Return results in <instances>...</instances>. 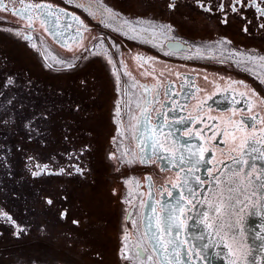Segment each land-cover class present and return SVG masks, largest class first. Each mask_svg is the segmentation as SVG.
Returning <instances> with one entry per match:
<instances>
[{"label":"flooded vegetation","instance_id":"obj_1","mask_svg":"<svg viewBox=\"0 0 264 264\" xmlns=\"http://www.w3.org/2000/svg\"><path fill=\"white\" fill-rule=\"evenodd\" d=\"M90 1L119 12L116 20L120 28H107L96 22L73 0H24L23 3L16 0L15 5L12 0H0V4L7 8V11L0 10V93H3L0 95V115L11 117L15 122L7 128L0 127V264H98L97 253L102 258L99 264H138L134 259L137 254H130L132 242V246L137 242L136 252L138 249L146 250L137 258L146 260L151 255L152 260L160 264L142 226L144 203L151 198L156 201L170 198L167 193L161 196V184L183 180L187 168L184 171L179 168L161 171V167L166 166L162 160L135 165L108 161L106 156L109 152H115L119 157L118 149L122 148L123 153L117 133V122L121 116L128 128L127 147L137 154V159L141 154L137 137L143 132L146 108L152 126L160 122L171 123L178 117L201 118L199 122L194 119L191 126L193 133L203 129L200 133L203 140L194 135L189 141L182 133L175 134L178 143H190L194 149L199 144L210 147L205 160L212 163H201L198 170L188 176V187H195L200 198V203L191 212L193 216L200 213L202 187L220 170V162L225 163L237 155L229 153L222 134L225 129L230 131L234 127L228 124L229 118L237 123L243 118L249 131L254 126L258 130L257 139L264 145V136L259 132L264 128L260 123L264 118V106L259 103L264 99V84L261 83L264 79L254 67L259 65L264 71V61L259 59L264 56V30L256 27L258 13L254 8L244 10V15L252 20L249 33H245L241 31L245 21L234 13H229L230 23L224 25L220 23L221 13L204 12L194 0H183L185 6L181 12L184 15H172L162 5L154 9L135 7L129 0ZM37 3L51 5L59 15L60 26L53 25L54 17L44 18L48 22L43 23L36 10L31 11V28H26L28 22L24 17L13 15V7L20 10ZM211 3L215 4L216 0H211ZM80 21H83V26ZM68 24L71 27H67ZM161 25H171L172 30L161 29ZM151 28L157 31L155 35H149ZM17 30L22 35H15ZM24 34L29 39H24ZM144 35L154 39L165 38V41L157 46L147 42ZM224 40L231 43H221ZM33 43L38 47L32 48ZM99 46L102 51H98ZM191 49L205 54L204 58L174 57L177 51ZM9 75L15 83L4 87L5 78ZM111 90L115 91L116 97L107 104V99L112 97ZM252 91H255V97L251 95ZM209 96L212 99H208ZM253 103L256 106L249 110ZM77 105L79 112L74 110ZM107 105L113 106L108 124ZM233 108L243 111L233 112L230 110ZM45 109L51 112L50 123H39L48 135L39 145L29 143L24 139V124ZM117 110L121 116L114 119ZM253 115L257 120L251 118ZM68 125H71V130L69 139L65 140L63 133ZM172 127L183 129L185 125L173 123ZM213 133L217 134L215 138H212ZM236 135L239 137L241 133ZM165 144L166 147L171 144V138ZM86 145L88 150L81 156ZM77 162L91 169L86 180L76 176L34 177L30 172L34 164L58 170ZM197 175L207 183L198 184L195 180ZM147 176L153 178L154 187H149ZM131 184L139 196L137 194L134 198L136 201L133 199L137 210L131 204L126 213V217L129 215L127 222L123 221L124 209L128 206L124 205V195L130 193L127 188ZM169 191L174 194V189L169 187ZM61 193L67 194L66 201L58 198ZM46 197L56 198L54 205H47ZM218 201L219 197H216L214 203ZM156 208L159 210V204ZM63 209L69 212L65 218L59 215ZM85 209H89V214ZM185 211H188L187 206ZM106 213L114 219L109 221L110 216L108 218ZM112 213L116 215L112 216ZM4 214L11 216L15 223L9 222ZM133 215L137 218H131ZM98 217L101 220H97ZM73 219H79L80 224H72ZM17 225L25 229L24 234L14 235ZM93 235L96 239L91 238ZM185 238L192 243L189 234L181 232L179 239ZM181 257L195 264L204 263L195 251L189 258L186 246L181 248Z\"/></svg>","mask_w":264,"mask_h":264},{"label":"snow or ice","instance_id":"obj_2","mask_svg":"<svg viewBox=\"0 0 264 264\" xmlns=\"http://www.w3.org/2000/svg\"><path fill=\"white\" fill-rule=\"evenodd\" d=\"M13 5H15L16 0H12ZM21 3L24 0H20ZM129 3L132 6L145 8V9H154L158 6H163L168 13L172 15L180 14L184 15L181 12L182 7H184L183 0H129ZM195 5L204 12L212 13L218 12L222 14V18L220 19V23L227 25L230 23L229 13H234L241 20L245 21L241 31L245 33H249V26L252 24V20H249L244 15V10L249 8H254L258 16L256 19L258 23L256 27L260 30H264V0H216V3H211V0H194ZM0 10L7 11V8L0 4ZM36 10L39 13L40 18L43 23H47L48 21L44 18L46 17H54L52 21L54 26H60V18L59 15L55 11L52 10L51 5H41L39 3L34 5H27L25 8L16 10L13 7V15L22 16L27 20L26 28H31L33 26V17L31 15V11ZM63 12V9H60ZM105 11L109 14L110 17L115 18L119 16V12H114L113 8H106ZM78 20V18H76ZM81 26H83V21L79 22ZM128 23V21H125ZM67 27H71V24H68ZM161 29H166L168 31L172 30L171 25H161ZM135 31V29H132ZM9 32H12V29H8ZM79 31V28L77 29ZM15 35L20 36L22 33L17 30ZM24 39H29V37L24 34ZM221 43L230 44V40L221 41ZM32 48H37L38 45L33 43L31 45ZM249 59H256V57H250ZM259 59L264 61V56H260ZM108 63L111 64L112 60L109 59ZM51 67V65H49ZM72 67V65H69ZM207 80V77H205ZM30 82V81H29ZM15 81L12 76H7L4 81V87H9L14 84ZM235 83V82H234ZM238 83L243 84V81H239ZM264 84V80L261 81ZM247 88V85H245ZM3 93H0L2 95ZM216 93H213L215 95ZM241 96L244 93H240ZM252 96H256L255 91L251 92ZM208 99H212V96H209ZM9 104L12 103L11 100L8 101ZM235 103H239V101H235ZM260 105L264 106V99L259 100ZM256 104L253 103L250 105V109L255 107ZM203 107V105H201ZM76 112L80 111L79 106L77 105L74 109ZM171 110V109H170ZM226 109L225 111H228ZM231 111H243L242 109H230ZM264 110V109H262ZM209 111H211V106H209ZM51 116V112L47 109L43 110L40 115L33 116L32 119H29L25 124V136L24 139L29 143H36L39 145L44 141L46 136L48 135L47 131L40 126L39 121L49 122V117ZM144 117V128L141 135L137 137V143L140 145V157L137 159V154L135 152H123L118 157L115 152H109L106 156L108 161H115L122 165H135L137 163L147 164L150 160L155 163L156 160H162L165 162L166 166L161 167V171H167L175 168H179L180 171H184L185 167L187 168V174L183 180H179L177 182L166 181L161 184L159 192L161 196L167 193L168 197H173V192L169 191V187L171 189H179L180 193L175 197L174 203L169 202L167 204L162 203L161 201H156V204H159V210L155 206L152 208V215L149 219V231H152L150 240H155L156 246L159 247L161 255L164 257L165 264H172V260L169 259V256H174L176 264H180L181 260V248L182 246H186V251L191 258L192 253L195 251V255L200 258H204L202 256L201 251L197 250L198 246L195 243H190L189 239L185 238L183 240L179 239L181 232L190 233V229L194 228L196 224H200L203 226L205 231L209 232L211 235L212 231H215L217 235H220L221 231H223L225 225L221 220V207L223 204L228 203V206L233 209L232 214L237 216V220L235 224L228 223L227 227L229 229L235 228L236 231L232 234V240L238 245V247H242L244 244L243 233L244 229L242 227L243 217L240 216V213L235 211V206L231 203L232 200H236V203H242L240 200L235 197L229 195L227 201L223 198V192L220 193V198L218 203L213 206L207 200L204 202L208 204V210L200 212L198 215L193 216L191 212L195 209L200 203V198L197 195V189L195 187H188L190 181L188 176L193 173L194 170H198V166L201 163L211 164V160H205V153L210 151V147L206 146V144H199L195 149L191 146L190 143H178L175 139V134L182 133L187 136L189 141L193 138V136L200 137L201 140L204 139L203 136L200 135L203 129H197L195 133L192 130V122L195 119V122H199L201 118L198 116L196 118L188 117L187 119L183 117L173 118L171 123L168 122H160L152 126L150 113L147 108L143 112ZM254 121L257 120V116L253 115L251 117ZM168 118L165 117V121ZM14 121L11 117L4 118L0 115V127L7 128L9 126L14 125ZM184 124L185 127L181 128H173L172 124ZM260 123L264 124V118L260 119ZM229 125H234L229 131L225 129L223 131V136L225 137L224 143L229 146V153H236V156H233L232 163L237 165V167H229L228 173H230V180L225 184L227 191L232 193L234 191L239 190L241 187L247 188L248 186L253 187V196L257 195V191L259 189H264V166L261 167L260 171L257 172V164L255 163L257 160L264 158V145H261V141L257 139L256 133L257 129L253 126L251 131L248 130L249 126L244 122L243 118L237 123L231 118L228 120ZM167 129V131H165ZM71 130V125H68L67 128L64 129L63 139H69V131ZM240 132L241 135L237 137L236 133ZM259 132L262 136H264V128L259 129ZM216 133H213V137L215 138ZM163 137V140H161ZM171 138V144H168L166 147L165 142H167ZM22 150V149H21ZM88 150V146L86 145L82 150L80 155L82 156L85 151ZM163 150V151H162ZM187 153V155H185ZM155 158V159H154ZM29 159H35L34 157H30ZM79 160V157H76ZM222 165L223 161L220 162ZM119 170V169H117ZM220 171V170H218ZM31 175L34 177H39L42 175L48 176H66V177H83L85 180L88 176L91 175V169H88L86 165L81 164L79 162L72 164L70 167L65 168L61 167L58 170L49 169L48 165L41 166L40 164H34L32 169H30ZM209 175L212 176V169H208ZM243 173V175H241ZM255 173V175H254ZM221 175L224 173L221 171ZM177 177L179 178V172H177ZM215 179L219 180V176H215ZM149 182V187L152 188L154 185L152 184V177L147 176L145 178ZM195 180L198 184L203 185L207 183V181L203 180L200 176H195ZM187 187V191L185 192V188ZM61 200H67L68 196L66 193H61L58 197ZM55 199L53 197H46L45 202L47 205H54ZM260 199L264 200V193L260 194ZM186 206L188 211L186 212ZM243 211V209H241ZM214 213V215H209V213ZM163 213L164 215H161ZM252 213H249L251 215ZM9 222L15 223L12 220L11 216H7L4 214ZM61 218H65L69 215L67 209H63L59 213ZM189 221H194V223L190 224ZM72 224L79 225V219H73ZM135 224V221H133ZM264 227V226H262ZM154 229V230H153ZM211 230V231H210ZM25 233V229L16 226L14 235L20 236ZM174 233V235H173ZM145 236H148V232H145ZM237 236H240L241 239L237 240ZM166 237H170L166 239ZM204 232H201L199 235H192V240H205ZM258 239L264 240V234H259L257 236ZM230 255H236V251L233 250L231 245H225ZM203 248L209 247V245L205 244L202 246ZM262 250H264V244L261 245ZM156 250V247H153V251ZM143 251L138 249L137 256L140 257ZM252 253L251 246L248 247V251L246 255L250 256ZM219 255V254H217ZM97 262L102 259L100 254L97 253ZM125 258L127 256L125 255ZM148 261L152 260V256L148 255L146 257ZM231 264H237V261L234 259Z\"/></svg>","mask_w":264,"mask_h":264},{"label":"water","instance_id":"obj_3","mask_svg":"<svg viewBox=\"0 0 264 264\" xmlns=\"http://www.w3.org/2000/svg\"><path fill=\"white\" fill-rule=\"evenodd\" d=\"M54 34H56L55 30H52ZM257 164V172L260 171L261 167L264 166V158L257 160L255 162ZM229 167H237V165L232 163V159L225 162L220 171H218L215 176H219V180L214 177L210 179V182L207 185L202 187V196L203 201L200 205L202 208L200 212L208 210V204L204 201L207 200L213 206L217 203H214V199L216 197L220 198L221 191L223 192V198L227 201L229 195L235 197L240 200L242 203L237 204L236 200H232L231 203L235 206V211L240 213V216L243 217L242 227L244 229L243 240L244 244L242 247H238V245L232 240V234L236 231L235 228L229 229L227 227L228 223L235 224L237 220V216L233 215V209L228 206V203L223 204L221 207V220L224 222V229L221 231L220 235H217L215 231L211 232L209 235L208 231H205L203 226L200 224H196L194 228L190 229L191 242L195 243L204 257L202 260L205 264H231V262L235 259L237 264H264V250H262L261 245L264 244V240H260L257 238L259 234H264V200L260 199V194L264 193V189H259L257 191V195L253 196V187L248 186L247 188L241 187L239 190L229 193L225 184L230 180V173H228ZM224 174L221 175L220 172ZM243 175V173H241ZM255 175V173H254ZM178 190L174 189L173 197L164 198L162 203H169L175 200V197L178 196ZM156 200L151 198L147 202L144 203V211L142 216V226L145 229V232H148V241L150 246L156 247V254L159 258L160 264H165L164 257L161 255L160 249L156 246L155 240H150L149 237L152 235V231H149V217L152 213H149L153 206L157 207ZM243 209V211H241ZM249 213H252L249 215ZM209 215H214V213H209ZM194 223L191 221L190 224ZM154 230V229H153ZM211 231V230H210ZM201 232H204L205 240H192V235H199ZM174 235V233H173ZM170 238V237H166ZM241 237L237 236V240H240ZM209 245L207 248H203V245ZM225 245H231L233 250L236 251L235 257L230 255L228 248ZM251 246L252 253L250 256L246 255L248 251V247ZM183 248L185 246H182ZM219 254V255H217ZM169 259L172 260V264H176L175 257L169 256ZM203 263V264H204ZM180 264H195L191 262L189 259L182 258L180 260Z\"/></svg>","mask_w":264,"mask_h":264},{"label":"bare ground","instance_id":"obj_4","mask_svg":"<svg viewBox=\"0 0 264 264\" xmlns=\"http://www.w3.org/2000/svg\"><path fill=\"white\" fill-rule=\"evenodd\" d=\"M73 1H75L79 6H80V8L81 9H83L85 12H87V14H89L96 22H99V23H103L107 28H111V27H115V28H117V27H119L120 28V26H119V24H118V22H117V20H116V17L115 18H112V17H110L109 16V14L105 11V9L106 8H108L107 6H105V5H102V4H100L99 2H94V3H92L90 0H88V2L87 3H85L83 0H73ZM87 1V0H86ZM83 12V11H82ZM100 25V24H99ZM129 28V27H128ZM118 29V28H117ZM124 30V29H123ZM154 29H152L151 28V33H149V35H155V33L157 32V31H153ZM145 36V35H144ZM149 37H152V36H145V38L147 39V42L149 41V42H151V43H154V44H156L157 46H161L162 44H163V40L165 39H158V38H149ZM165 41V40H164ZM98 49V51H102V48H101V46H99V48H97ZM175 56L174 57H179V58H186V59H191L192 57H197V56H200L199 57V59L202 57V58H204V55L205 54H200V53H198V52H196V51H194V49H191V50H186V51H177V52H175V54H174ZM52 57V56H51ZM112 58V57H111ZM254 67L256 68V69H258L257 71H259V73L258 74H260L261 75V78L262 79H264V71H262L261 69H260V67L261 66H259V65H254ZM262 67H264V66H262ZM250 70V72H251V69H249ZM100 73V75H102V72L100 71L99 72ZM256 73V72H255ZM256 73V74H257ZM85 74V73H84ZM257 74V75H258ZM116 75H118V73H116ZM260 78V77H259ZM89 79V78H88ZM86 81H88V80H86ZM103 83V82H102ZM98 85H99V83H98ZM98 87V86H97ZM129 96L130 95H128V102H129ZM120 97H121V99H122V93L120 94ZM96 98H98V97H96ZM118 98H119V96H118ZM95 101V100H94ZM97 101V100H96ZM101 101V100H100ZM102 101H103V99H102ZM104 102H105V100H104ZM125 106H126V102H125ZM104 109H105V105H104V107H103ZM103 108H101V109H103ZM97 109V108H96ZM100 110V109H99ZM104 111H106V109L104 110ZM103 111V112H104ZM118 111V113H119V115L121 116V113L119 112V110H117ZM101 112V111H100ZM96 113H97V111H96ZM105 113V112H104ZM103 113V114H104ZM97 114H99V113H97ZM102 114V115H103ZM96 116H98V115H96ZM100 116V115H99ZM104 116H105V114H104ZM120 116H118V117H120ZM124 117H126L125 115H124ZM101 118H103V117H101ZM122 116L118 119V122H117V126H118V132H121L122 133V130L124 131V130H126V128H127V125H126V121H125V119H123L122 120ZM95 119V118H94ZM121 123V124H120ZM88 125V124H87ZM88 128H90V127H88ZM128 129V128H127ZM91 130V129H90ZM93 131L95 130V129H92ZM97 131V130H96ZM95 132V131H94ZM99 132V131H98ZM100 135V134H99ZM127 139V138H126ZM119 143V142H118ZM118 145V144H117ZM116 146V145H115ZM126 146H127V144H126ZM123 147V146H122ZM122 149V148H121ZM120 148L118 149V151H119V153H120V155H121V153H122V150H121ZM127 151H129V149L127 148ZM123 152H125L124 150H123ZM130 152H131V149H130ZM101 180V179H100ZM102 181V180H101ZM103 182V181H102ZM105 182H107V181H105ZM105 182H103V183H105ZM100 184V183H99ZM132 187V184L131 185H129V187ZM128 187V186H127ZM128 187V188H129ZM134 187V186H133ZM130 188V190H128V188H127V191H130V193L129 194H127L126 193V195H124V201H125V203H124V205H128L125 209H124V214H123V221L125 220V221H127L128 222V218H129V215H127V217H126V213L128 212V210H129V208H130V205L131 204H133V199L134 198H136L137 197V194L138 193H136V191H135V187L134 188ZM92 190H95V189H93L92 188ZM98 190H99V188H98ZM101 190V189H100ZM95 191H97V190H95ZM138 196H139V194H138ZM135 200V199H134ZM136 201V200H135ZM135 205H136V203H134L133 204V206H132V208L133 207H135ZM132 208H131V210H130V212L132 211ZM82 209V208H81ZM80 209V210H81ZM84 210V209H83ZM87 209H85V211H86ZM134 210H136V207L134 208ZM88 211V214H89V209L87 210ZM115 211V210H114ZM84 212V211H83ZM116 212H117V210H116ZM130 212L128 213V214H130ZM132 213V212H131ZM102 214V213H101ZM107 215V217H108V215L110 216V220L109 221H111V220H113L114 218L113 217H111V215L110 214H108V213H106ZM81 215V214H80ZM83 215V214H82ZM98 215H100V214H98ZM97 215V216H98ZM113 215H116V214H113L112 213V216ZM102 216V215H101ZM105 216V217H106ZM106 217V218H107ZM101 218H104V216L103 217H101ZM109 218V217H108ZM107 218V219H108ZM126 218H127V220H126ZM131 218H137V215H133V216H131ZM107 219H106V221H107ZM90 220V219H89ZM97 220H101V219H99V217H98V219ZM97 220H95L96 222H97ZM132 221H134V220H132ZM91 222V221H90ZM95 222V223H96ZM103 223V222H102ZM111 223V222H110ZM101 224V223H100ZM100 224H98L99 226H100ZM109 224V222H107V225ZM105 225V224H104ZM106 225V226H107ZM135 225V224H134ZM105 226V227H106ZM96 227H98V226H96ZM104 231V230H103ZM109 231V230H108ZM94 232V231H93ZM98 233H100V232H98ZM92 234H94V233H92ZM96 235H98V234H96ZM95 235V236H96ZM102 235V234H101ZM103 235H104V233H103ZM138 235V234H137ZM92 236V235H91ZM94 236V235H93ZM91 237V238H95L96 239V237ZM106 236V235H105ZM110 235H108V237H109ZM125 236H126V234H125ZM90 237V236H89ZM88 237V238H89ZM139 237V236H138ZM90 238V239H91ZM132 241V240H131ZM97 243V242H96ZM134 242H132L131 243V250H132V252L130 253L131 255H133V254H137V252H136V250H135V246H136V243L132 246V244H133ZM139 243V242H138ZM92 244H93V242H92ZM103 246H105V244L103 245ZM127 246V245H126ZM105 248V250H106V247H104ZM103 249V248H102ZM94 250H95V248H94ZM97 252H98V250H97ZM107 252V251H106ZM101 253H102V251H101ZM103 254H105V253H103ZM102 254V255H103ZM106 255V254H105ZM135 260L137 259V263L138 264H158L157 263V261H155V260H151V261H148L147 259L145 260V259H139V258H137V255H135V258H134ZM139 259V260H138Z\"/></svg>","mask_w":264,"mask_h":264},{"label":"built area","instance_id":"obj_5","mask_svg":"<svg viewBox=\"0 0 264 264\" xmlns=\"http://www.w3.org/2000/svg\"><path fill=\"white\" fill-rule=\"evenodd\" d=\"M117 116L115 117V119L117 118H119L118 116H120L118 113L116 114ZM121 124V123H120ZM117 133H118V140L120 141V144H121V146H123V150L125 151V152H127V146H126V144H127V142L125 141L126 140V138H127V130H122V133L121 132H118V129H117ZM129 149V148H128ZM130 151V150H129Z\"/></svg>","mask_w":264,"mask_h":264},{"label":"rangeland","instance_id":"obj_6","mask_svg":"<svg viewBox=\"0 0 264 264\" xmlns=\"http://www.w3.org/2000/svg\"><path fill=\"white\" fill-rule=\"evenodd\" d=\"M104 87H105V85H104ZM111 87H112V85H111ZM111 92H112V90H111ZM115 97H116V95H115V91H113L112 92V97L111 98H109V99H107V102H105V103H107V104H111L114 100H115ZM107 109H108V112H107V115H106V123L108 124V122H110V120H109V115H110V110L111 109H113V106L111 105V106H108L107 105ZM101 118V117H100ZM114 119H115V117H114ZM112 132L113 131H111V132H109L108 133V137L112 134ZM107 140H108V138H107ZM112 141V140H111ZM108 144V143H107ZM123 195V194H122ZM137 210V209H136Z\"/></svg>","mask_w":264,"mask_h":264}]
</instances>
